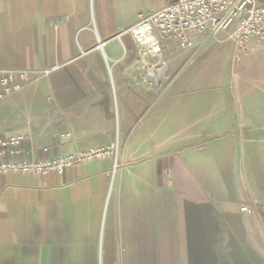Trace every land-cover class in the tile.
<instances>
[{
	"label": "crops",
	"instance_id": "0c3cea01",
	"mask_svg": "<svg viewBox=\"0 0 264 264\" xmlns=\"http://www.w3.org/2000/svg\"><path fill=\"white\" fill-rule=\"evenodd\" d=\"M170 1L0 0V69L31 71L0 100V138L26 135L0 161L116 145L0 174V264H264V45L152 57L129 28Z\"/></svg>",
	"mask_w": 264,
	"mask_h": 264
},
{
	"label": "built area",
	"instance_id": "2783aa9c",
	"mask_svg": "<svg viewBox=\"0 0 264 264\" xmlns=\"http://www.w3.org/2000/svg\"><path fill=\"white\" fill-rule=\"evenodd\" d=\"M129 31L143 52L152 57H159L169 40H176L182 49L192 48L194 38L204 33L225 35L240 49L247 50L253 44L264 45V0H172L160 10L140 13ZM104 46L105 42L98 45ZM30 76L28 69H0V100L23 89ZM25 137L19 132L7 139L0 138V156L5 150L19 154ZM115 151L116 145H111L76 151L52 160L0 161V174L38 175L51 171L63 174L72 166ZM243 210L249 211L248 207Z\"/></svg>",
	"mask_w": 264,
	"mask_h": 264
}]
</instances>
